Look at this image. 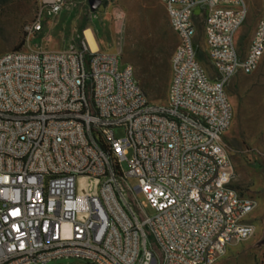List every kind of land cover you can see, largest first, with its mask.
Wrapping results in <instances>:
<instances>
[{
	"label": "built area",
	"instance_id": "1",
	"mask_svg": "<svg viewBox=\"0 0 264 264\" xmlns=\"http://www.w3.org/2000/svg\"><path fill=\"white\" fill-rule=\"evenodd\" d=\"M260 1L240 50L234 38L248 0H159L171 4L169 27L185 43L184 54L170 57L161 105L148 101L119 55L91 51L83 35L64 52L1 55L0 260L215 264L247 240L255 202L232 186L225 90L264 57ZM43 7L57 16L62 1L44 0ZM201 10L212 78L198 58V28L189 30ZM41 17L24 27L28 37L42 31Z\"/></svg>",
	"mask_w": 264,
	"mask_h": 264
},
{
	"label": "rangeland",
	"instance_id": "2",
	"mask_svg": "<svg viewBox=\"0 0 264 264\" xmlns=\"http://www.w3.org/2000/svg\"><path fill=\"white\" fill-rule=\"evenodd\" d=\"M44 0H0V56L10 51L64 52L76 49L85 29L95 36L99 50L119 55L130 65L148 101L165 103L170 79L169 61L177 38L169 27L164 6L159 0H61L57 16H47ZM97 1L98 5H91ZM260 0H248L249 11L243 28L234 41L246 48L261 15ZM41 14L42 31L28 37L24 27ZM198 58L207 75L214 77L202 42L203 11L195 12ZM167 28L170 36L163 38ZM232 116L223 139L231 160L232 186L252 199L255 208L249 216L251 236L226 249L215 264H264V57L250 75L235 76L226 87ZM116 137L122 130H114ZM126 169V165H123ZM79 181L77 186H79ZM92 184V183H90ZM130 187L136 180H128ZM138 201L144 197L137 194ZM152 214L151 210H148ZM60 260L49 264H69Z\"/></svg>",
	"mask_w": 264,
	"mask_h": 264
},
{
	"label": "bare ground",
	"instance_id": "3",
	"mask_svg": "<svg viewBox=\"0 0 264 264\" xmlns=\"http://www.w3.org/2000/svg\"><path fill=\"white\" fill-rule=\"evenodd\" d=\"M163 6L165 11H171V4H163ZM189 30H196V28L194 27L193 20H189ZM82 35L84 36V39L86 40L91 51H97L99 49L97 40L90 29H85L82 32ZM184 50H185V43H178V38H177V45L173 53L184 54ZM189 56H196V49H189ZM123 68H130V65L123 63ZM207 77L209 76L207 75ZM0 264H5V260H0Z\"/></svg>",
	"mask_w": 264,
	"mask_h": 264
},
{
	"label": "trees",
	"instance_id": "4",
	"mask_svg": "<svg viewBox=\"0 0 264 264\" xmlns=\"http://www.w3.org/2000/svg\"><path fill=\"white\" fill-rule=\"evenodd\" d=\"M169 36H170L169 31L165 27L164 30H163V38H168Z\"/></svg>",
	"mask_w": 264,
	"mask_h": 264
},
{
	"label": "water",
	"instance_id": "5",
	"mask_svg": "<svg viewBox=\"0 0 264 264\" xmlns=\"http://www.w3.org/2000/svg\"><path fill=\"white\" fill-rule=\"evenodd\" d=\"M91 5H92V7H93V6H97V5H98V2H97V1H92V2H91ZM263 243H264V241H263Z\"/></svg>",
	"mask_w": 264,
	"mask_h": 264
}]
</instances>
